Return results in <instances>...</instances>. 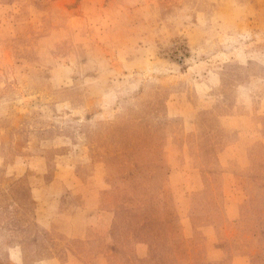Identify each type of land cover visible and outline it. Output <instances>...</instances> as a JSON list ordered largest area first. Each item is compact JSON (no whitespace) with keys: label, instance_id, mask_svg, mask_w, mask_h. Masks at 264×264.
I'll use <instances>...</instances> for the list:
<instances>
[{"label":"rangeland","instance_id":"obj_1","mask_svg":"<svg viewBox=\"0 0 264 264\" xmlns=\"http://www.w3.org/2000/svg\"><path fill=\"white\" fill-rule=\"evenodd\" d=\"M0 264H264V0H0Z\"/></svg>","mask_w":264,"mask_h":264}]
</instances>
